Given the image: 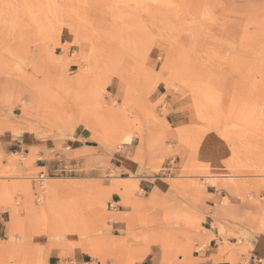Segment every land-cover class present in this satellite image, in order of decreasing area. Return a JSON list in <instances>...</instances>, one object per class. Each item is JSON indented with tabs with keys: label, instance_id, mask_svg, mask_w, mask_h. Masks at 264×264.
<instances>
[{
	"label": "rangeland",
	"instance_id": "rangeland-1",
	"mask_svg": "<svg viewBox=\"0 0 264 264\" xmlns=\"http://www.w3.org/2000/svg\"><path fill=\"white\" fill-rule=\"evenodd\" d=\"M0 264H264V0H0Z\"/></svg>",
	"mask_w": 264,
	"mask_h": 264
},
{
	"label": "crops",
	"instance_id": "crops-1",
	"mask_svg": "<svg viewBox=\"0 0 264 264\" xmlns=\"http://www.w3.org/2000/svg\"><path fill=\"white\" fill-rule=\"evenodd\" d=\"M80 139L86 140L84 135H82V134L77 137L78 141H80ZM88 147H89V145H87L86 143H80L77 148H83L84 149V148H88Z\"/></svg>",
	"mask_w": 264,
	"mask_h": 264
}]
</instances>
